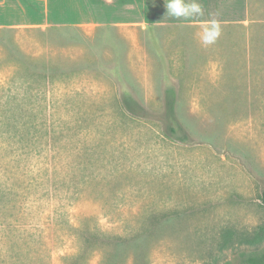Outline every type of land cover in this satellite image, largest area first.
Wrapping results in <instances>:
<instances>
[{"label": "rangeland", "instance_id": "obj_1", "mask_svg": "<svg viewBox=\"0 0 264 264\" xmlns=\"http://www.w3.org/2000/svg\"><path fill=\"white\" fill-rule=\"evenodd\" d=\"M149 1L145 27L0 29V264H239L264 222V0L207 47Z\"/></svg>", "mask_w": 264, "mask_h": 264}, {"label": "crops", "instance_id": "obj_2", "mask_svg": "<svg viewBox=\"0 0 264 264\" xmlns=\"http://www.w3.org/2000/svg\"><path fill=\"white\" fill-rule=\"evenodd\" d=\"M147 17L154 25H202L211 19L222 26L252 19V0H198L202 17L176 19L167 13V0H150ZM164 16V17H160ZM141 0H0V29L31 26L41 29L63 26L145 27Z\"/></svg>", "mask_w": 264, "mask_h": 264}, {"label": "trees", "instance_id": "obj_3", "mask_svg": "<svg viewBox=\"0 0 264 264\" xmlns=\"http://www.w3.org/2000/svg\"><path fill=\"white\" fill-rule=\"evenodd\" d=\"M165 91V111L162 117L164 124L163 133L171 140L188 142L190 135L184 125L179 121L176 114V90L172 86L166 88ZM122 103L125 109L133 116L148 117L149 115V111L130 93H124ZM261 200L264 205V188L262 190ZM242 243L246 245L247 248L239 251L236 255L235 259L239 264H264V246H260L264 243V222L255 228L251 234L244 235ZM222 264L235 263L234 260H227Z\"/></svg>", "mask_w": 264, "mask_h": 264}, {"label": "clouds", "instance_id": "obj_4", "mask_svg": "<svg viewBox=\"0 0 264 264\" xmlns=\"http://www.w3.org/2000/svg\"><path fill=\"white\" fill-rule=\"evenodd\" d=\"M167 13L176 19L190 20L204 15V9L198 0H167ZM222 34V25L219 20L211 19L199 26L195 37L198 42L207 47L217 42Z\"/></svg>", "mask_w": 264, "mask_h": 264}]
</instances>
